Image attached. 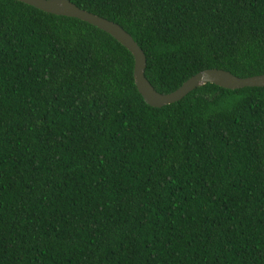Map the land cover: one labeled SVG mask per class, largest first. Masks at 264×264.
I'll use <instances>...</instances> for the list:
<instances>
[{
  "label": "trees",
  "instance_id": "16d2710c",
  "mask_svg": "<svg viewBox=\"0 0 264 264\" xmlns=\"http://www.w3.org/2000/svg\"><path fill=\"white\" fill-rule=\"evenodd\" d=\"M168 93L264 73V0H70ZM105 31L0 0V264H264V86L154 107Z\"/></svg>",
  "mask_w": 264,
  "mask_h": 264
},
{
  "label": "water",
  "instance_id": "95a60500",
  "mask_svg": "<svg viewBox=\"0 0 264 264\" xmlns=\"http://www.w3.org/2000/svg\"><path fill=\"white\" fill-rule=\"evenodd\" d=\"M42 11L78 18L111 35L133 55V78L137 90L145 102L154 107H162L182 99L195 88L213 83L227 89L246 86H264V73L239 77L221 68H206L186 79L179 87L168 93H160L146 78L144 71L146 57L133 37L118 23L78 7L70 0H17Z\"/></svg>",
  "mask_w": 264,
  "mask_h": 264
}]
</instances>
